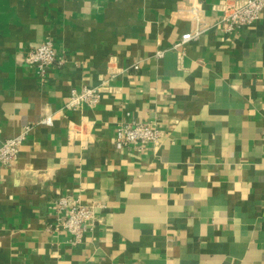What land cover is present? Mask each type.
Segmentation results:
<instances>
[{
    "label": "crops",
    "instance_id": "crops-1",
    "mask_svg": "<svg viewBox=\"0 0 264 264\" xmlns=\"http://www.w3.org/2000/svg\"><path fill=\"white\" fill-rule=\"evenodd\" d=\"M197 1L211 28L173 47ZM220 1L0 0V142L29 126L0 163V264H264V9L225 32ZM45 38L66 61L41 80ZM131 119L160 140L115 148ZM61 195L97 204L79 244L48 226Z\"/></svg>",
    "mask_w": 264,
    "mask_h": 264
},
{
    "label": "built area",
    "instance_id": "built-area-1",
    "mask_svg": "<svg viewBox=\"0 0 264 264\" xmlns=\"http://www.w3.org/2000/svg\"><path fill=\"white\" fill-rule=\"evenodd\" d=\"M219 9L221 11L220 28L225 32H233L258 20L264 9V0H221ZM202 10V4L198 1L187 8L186 16L193 23V28L183 33L179 42L173 47L195 39L211 28L202 17ZM164 51V49H158L155 56L161 57ZM24 60L28 65L33 66L39 78L44 80L49 68L62 66L66 58L55 49L51 38H45L26 51ZM107 83L108 79H104L98 85L81 86L79 89L71 88L64 107L74 110L85 106H95L101 100L102 91ZM41 121L46 124L52 123L50 115L45 116ZM28 130L29 126H24L17 135L0 142L1 164L7 165L17 158ZM161 135L162 131L155 122L122 120L115 128L114 146L117 149L128 145L141 148L147 143H157ZM52 205L56 221L53 227L51 224L48 226L53 230L66 231L73 244L81 243L86 232L93 227L97 219L95 212L97 204H85L77 197L61 195L53 201Z\"/></svg>",
    "mask_w": 264,
    "mask_h": 264
}]
</instances>
